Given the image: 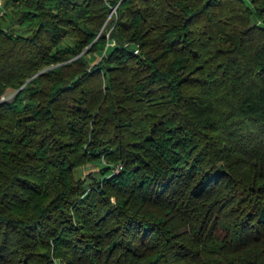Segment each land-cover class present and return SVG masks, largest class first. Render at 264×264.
Here are the masks:
<instances>
[{
	"label": "trees",
	"instance_id": "16d2710c",
	"mask_svg": "<svg viewBox=\"0 0 264 264\" xmlns=\"http://www.w3.org/2000/svg\"><path fill=\"white\" fill-rule=\"evenodd\" d=\"M3 7L0 264H264V0Z\"/></svg>",
	"mask_w": 264,
	"mask_h": 264
},
{
	"label": "rangeland",
	"instance_id": "374dc122",
	"mask_svg": "<svg viewBox=\"0 0 264 264\" xmlns=\"http://www.w3.org/2000/svg\"><path fill=\"white\" fill-rule=\"evenodd\" d=\"M115 16L116 15L114 14L109 16L105 22V25L108 23L110 19L112 20ZM94 58L97 59V56H94ZM102 164L98 162L86 164L77 170V175L78 177L80 176L81 178H87L88 182L94 181L96 179V176H99L100 174V168Z\"/></svg>",
	"mask_w": 264,
	"mask_h": 264
},
{
	"label": "built area",
	"instance_id": "2783aa9c",
	"mask_svg": "<svg viewBox=\"0 0 264 264\" xmlns=\"http://www.w3.org/2000/svg\"><path fill=\"white\" fill-rule=\"evenodd\" d=\"M106 4H108L111 8L110 10V14L109 16L111 15H117V7L120 3L121 0H119L117 3H114V0H103ZM3 3H4V0H0V14H2L4 12V7H3ZM108 16V17H109ZM109 45H112V44H115V41L112 40L108 43ZM136 52H138V50H136ZM122 166L121 165H118L116 167V172L119 171V169L121 168Z\"/></svg>",
	"mask_w": 264,
	"mask_h": 264
}]
</instances>
